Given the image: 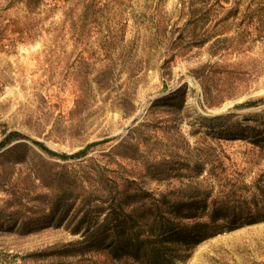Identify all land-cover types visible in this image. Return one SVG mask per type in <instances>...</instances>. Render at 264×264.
<instances>
[{"label":"rangeland","instance_id":"obj_1","mask_svg":"<svg viewBox=\"0 0 264 264\" xmlns=\"http://www.w3.org/2000/svg\"><path fill=\"white\" fill-rule=\"evenodd\" d=\"M213 212L177 264H264V0H0V264H145L112 249Z\"/></svg>","mask_w":264,"mask_h":264},{"label":"trees","instance_id":"obj_2","mask_svg":"<svg viewBox=\"0 0 264 264\" xmlns=\"http://www.w3.org/2000/svg\"><path fill=\"white\" fill-rule=\"evenodd\" d=\"M262 102V101H261ZM258 103H247L239 108H250L256 106ZM218 117L216 119H222ZM44 152L59 157L61 159H68L66 155L53 153L44 144L35 142ZM90 145L84 151L75 155L79 157L85 155L93 146ZM210 223L198 224L193 227V232L185 236L184 228L176 225L175 223L168 222L166 225L161 226L159 234H150L145 238L136 236L133 240L125 239L122 243V248L116 247L112 249L114 256H120L123 251L128 250V255L135 259H143L145 264H177L178 261H185L188 258V254L184 252H190L197 244L203 240L214 237L218 234L217 222L220 220L217 212H213L210 215ZM177 239L180 244L184 246V252L175 249V247H168L167 242ZM127 247V248H125Z\"/></svg>","mask_w":264,"mask_h":264},{"label":"bare ground","instance_id":"obj_3","mask_svg":"<svg viewBox=\"0 0 264 264\" xmlns=\"http://www.w3.org/2000/svg\"><path fill=\"white\" fill-rule=\"evenodd\" d=\"M150 105H151V103H149V104L147 105V107L141 112V114L139 115V120H141L142 116L145 114L146 109H147L148 107H150ZM188 109H189V107H188Z\"/></svg>","mask_w":264,"mask_h":264}]
</instances>
